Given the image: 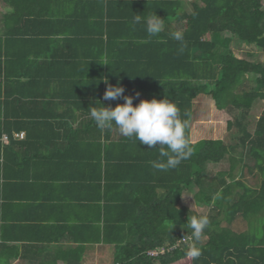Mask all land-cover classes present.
I'll return each mask as SVG.
<instances>
[{"label":"trees","instance_id":"trees-1","mask_svg":"<svg viewBox=\"0 0 264 264\" xmlns=\"http://www.w3.org/2000/svg\"><path fill=\"white\" fill-rule=\"evenodd\" d=\"M43 1L52 0H0V7L9 9L2 15L0 34V199L5 187L22 179L13 165L5 166L6 160L26 165L33 158L45 159L42 152L21 154L44 138L31 136L29 129L45 127L52 133L49 141L54 145L48 149H55L54 159L85 155L83 162L97 165L98 179L85 181L84 194L98 189V242L111 248L109 264H264V105L254 121L248 118L253 104L264 101V59L250 61L232 49L238 41L264 54V0H73L74 9L63 23L69 32L42 7ZM154 13L166 27L149 37L146 18ZM136 14L143 17L140 23H133ZM45 18L54 23L47 32L40 30L43 25L35 28ZM175 31L183 33V41L172 38ZM58 35L81 38L82 46L94 52L82 49L55 58L43 45L63 42L51 39ZM105 58L109 65L99 64ZM247 75L254 86L237 91ZM53 79L61 82L59 88H49ZM105 79L122 86L124 95L105 101ZM124 96L133 97V106L153 98L175 103L187 121L188 140L199 113L193 101L210 97L225 116L226 133L219 139L189 140V159L175 169L158 170L151 162L167 159L159 156V147L149 149L122 135L113 140L115 125L100 130L90 116L92 107L114 108L124 103ZM55 104L84 115L77 128L63 116L43 113ZM76 140L82 149L73 150ZM62 142L67 143L65 149L56 151L54 146ZM226 161V169L209 173L210 165ZM24 175L25 182L42 179ZM247 177L255 185L242 181ZM187 192L208 212L179 205ZM194 215L210 220L196 242L202 255L195 260L185 255L192 243V230L185 224ZM78 221L72 229L91 225L81 219L77 227ZM2 245L0 264L23 257L16 246ZM83 253V247H77L61 252L59 262L54 258L37 264H81Z\"/></svg>","mask_w":264,"mask_h":264},{"label":"crops","instance_id":"crops-1","mask_svg":"<svg viewBox=\"0 0 264 264\" xmlns=\"http://www.w3.org/2000/svg\"><path fill=\"white\" fill-rule=\"evenodd\" d=\"M42 3V7H48V10H51V16L58 21L57 24L62 25L60 28L69 32V26L67 24L63 26V23L66 22L65 16L74 9L73 0H52L51 2L43 1ZM6 11H9L8 7L2 5L0 7V34L3 32L2 15ZM50 21L48 18L39 20L35 28L38 29L39 26L43 25L40 30L44 29L45 32L52 30L54 23ZM68 37L58 35L51 39L63 40V42L48 45L47 48V43H44L43 47L45 49L50 48V52L56 56L55 58L63 55H74L82 49L94 52L93 49L82 46L83 39ZM60 83L59 80L53 79L49 88H59ZM53 105L43 108V113L52 114V116L57 115L55 118L63 116L65 119L71 120L72 128L78 127L79 121L83 119L84 115L72 108L70 111L65 104ZM70 114L72 116L68 117ZM69 129L67 128V132ZM28 132L31 136H43L44 138L36 140L37 145L35 146L30 144L25 152L21 148L20 152L23 151L21 154L26 153L25 156L28 157L42 152L46 156L45 159L38 160L39 162L35 161L37 158L30 159L26 165L20 160H6L5 166L13 165V168L17 171L16 173L20 175L19 178L22 177L18 182H12L11 185L1 191L3 197L0 199V248H4L3 243L9 247L16 246L23 255V257L11 258L9 263L37 264V261L50 262L54 258L59 262L61 260L57 259V256L61 252L64 253L70 249L83 247L84 253L80 260L81 264H109L112 250L109 246L98 242L99 210L95 209V203L99 205V200H94L98 196V189L97 187L92 188L90 192H87V194L90 193L89 195L92 198L84 194L85 181L87 183L98 179L97 165L94 162H83L85 155L70 156L68 157L70 161L59 162V160L54 159L55 149H48L50 145H54L49 141V137L52 136L49 128H32ZM22 133L24 134V132ZM110 134H112L113 140L120 135L119 131L116 130H112ZM191 134L192 128L189 130V140L194 143L196 141H192ZM76 141L73 150H76L79 146L82 149V142L78 144V140ZM63 143L54 146L56 151L65 149L67 143H65V146ZM48 150L50 156L47 154ZM52 162L53 164L59 162L61 166L58 164L53 165ZM90 163H92V167L88 168L87 165L91 166ZM27 172L32 176L42 177V179L25 182L28 177L24 174ZM86 198H90V202H85ZM78 219L80 221L83 219V222L90 221L91 225L86 226L83 223L84 226H81L80 229L76 227L72 229L71 226ZM80 221L77 222V227H79L78 223ZM39 250L41 252H38Z\"/></svg>","mask_w":264,"mask_h":264},{"label":"clouds","instance_id":"clouds-1","mask_svg":"<svg viewBox=\"0 0 264 264\" xmlns=\"http://www.w3.org/2000/svg\"><path fill=\"white\" fill-rule=\"evenodd\" d=\"M142 19V15L136 14L133 23H140ZM165 27L164 19L155 13L146 18V32L149 37L158 36ZM172 38L183 41V33L175 31L172 33ZM180 51H183V46ZM99 64L109 65L107 58ZM104 83L108 85L103 95L105 101L116 100L124 95L125 89L122 86H112L106 79ZM90 116L100 130L112 129L115 125L123 137H134L149 149L159 147V156L167 159L151 162L152 167L158 170L175 169L192 155L193 149L186 137L187 121L180 118L179 107L168 99L140 100L136 106H133V97L124 96V103L117 104L114 108L92 107ZM209 225L210 220L207 215H194L190 220L188 218L185 228L192 230L189 238L192 243L185 253L186 257L195 260L202 255V249L196 242L201 240L204 230Z\"/></svg>","mask_w":264,"mask_h":264},{"label":"rangeland","instance_id":"rangeland-1","mask_svg":"<svg viewBox=\"0 0 264 264\" xmlns=\"http://www.w3.org/2000/svg\"><path fill=\"white\" fill-rule=\"evenodd\" d=\"M188 2H184V7H186ZM238 42V41H237ZM233 43L232 49L234 51V54L237 56H240L244 59L250 60V61H260L264 59V54L260 52L259 48L253 45H244L242 43ZM254 86V83L252 81L251 75H247L246 78H242L240 84L236 88L237 91L248 90ZM204 97V96H203ZM200 97L196 98L193 101V107L199 108V113L194 118V121L191 124L192 128V141H198L199 139L209 138L212 139H219L224 136V133H226V122H225V116L221 111L216 110V108L213 105V101L210 99V97ZM264 105V101H256L249 114V120L252 122L254 121L262 107ZM201 111V112H200ZM252 126V125H250ZM251 163V162H250ZM228 167V162L220 163L216 166H209L208 171L210 174H214L218 170L226 169ZM243 182L248 184L249 186L255 185V181L249 180L248 177L242 179ZM179 205L185 206L190 210H193L197 213H207L208 207L200 206L197 204L193 198L191 193H185L179 203ZM256 226V224H255ZM256 228V227H255Z\"/></svg>","mask_w":264,"mask_h":264},{"label":"built area","instance_id":"built-area-1","mask_svg":"<svg viewBox=\"0 0 264 264\" xmlns=\"http://www.w3.org/2000/svg\"><path fill=\"white\" fill-rule=\"evenodd\" d=\"M16 136H18V137H22V136H23V133L16 134ZM3 140L6 142V137H5V136L3 137ZM153 254H154V253H153Z\"/></svg>","mask_w":264,"mask_h":264}]
</instances>
